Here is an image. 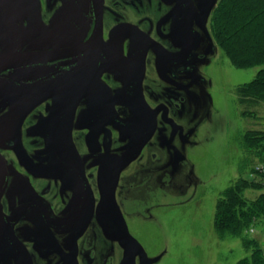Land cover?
Masks as SVG:
<instances>
[{"label":"flooded vegetation","instance_id":"1","mask_svg":"<svg viewBox=\"0 0 264 264\" xmlns=\"http://www.w3.org/2000/svg\"><path fill=\"white\" fill-rule=\"evenodd\" d=\"M216 1L208 14L213 0H103L90 43L93 0H0V57L32 54L0 69V264L121 263L99 212L100 169L135 135L116 119L151 111L116 187L127 224V170L157 160L146 147H175V116L208 81Z\"/></svg>","mask_w":264,"mask_h":264},{"label":"rangeland","instance_id":"2","mask_svg":"<svg viewBox=\"0 0 264 264\" xmlns=\"http://www.w3.org/2000/svg\"><path fill=\"white\" fill-rule=\"evenodd\" d=\"M214 43L200 99L186 102L175 116V147H146L155 149L157 160L149 155L144 167L140 161L127 170V224L143 248L136 264H237L249 255L238 236L218 232L215 214L223 192L241 174L243 134L264 130V101L241 102L238 91L261 66L237 68ZM258 194L245 191L249 199ZM251 236L264 240L260 228Z\"/></svg>","mask_w":264,"mask_h":264},{"label":"trees","instance_id":"3","mask_svg":"<svg viewBox=\"0 0 264 264\" xmlns=\"http://www.w3.org/2000/svg\"><path fill=\"white\" fill-rule=\"evenodd\" d=\"M210 29L235 67L261 66L250 82L238 87L241 102L264 101V0H219L210 17ZM241 144L247 156L239 178L218 201L215 227L223 236H238L249 252L237 264H264V240L251 236L259 228L264 232V130L246 131ZM247 189L259 194L249 199Z\"/></svg>","mask_w":264,"mask_h":264},{"label":"water","instance_id":"4","mask_svg":"<svg viewBox=\"0 0 264 264\" xmlns=\"http://www.w3.org/2000/svg\"><path fill=\"white\" fill-rule=\"evenodd\" d=\"M102 1L103 0H93L94 4L98 5V10L100 13L98 15V27L97 31L94 34L91 42H101L102 35ZM95 4V5H96ZM215 0L210 4L208 9V14L211 13ZM35 55H33V58ZM32 58V54L26 55H4L0 57V69L4 70L11 66L16 65L18 62H23L27 59ZM142 107L145 106L148 109V105L144 100H139ZM144 107V108H145ZM146 110V109H145ZM141 112V111H140ZM147 112L145 115L141 112L131 120L126 119H116L117 124L120 128H128L135 132V135L132 136V145L128 153L124 154L122 157L117 158L113 162L107 164L106 166L100 169V188L102 191V197L99 205L100 219L102 222L103 228L106 230L108 235H111L114 239L120 241V243L125 247V254L120 264H136V257L138 254L143 252V248L140 243L131 235L128 226L118 207L116 201V187L118 184L120 172L123 168L127 167L132 161H134L140 154L143 146L145 145L148 136L144 138L138 137L140 128L137 129V126L143 123L144 119L150 114ZM113 116L117 118V115L114 113Z\"/></svg>","mask_w":264,"mask_h":264},{"label":"built area","instance_id":"5","mask_svg":"<svg viewBox=\"0 0 264 264\" xmlns=\"http://www.w3.org/2000/svg\"><path fill=\"white\" fill-rule=\"evenodd\" d=\"M252 232H253V230H252Z\"/></svg>","mask_w":264,"mask_h":264}]
</instances>
